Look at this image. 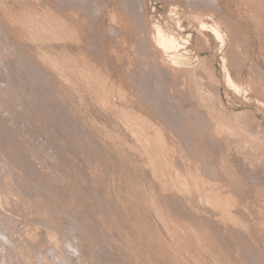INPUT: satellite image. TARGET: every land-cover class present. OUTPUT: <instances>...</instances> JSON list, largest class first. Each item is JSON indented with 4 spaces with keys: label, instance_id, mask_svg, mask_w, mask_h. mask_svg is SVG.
I'll list each match as a JSON object with an SVG mask.
<instances>
[{
    "label": "rangeland",
    "instance_id": "rangeland-1",
    "mask_svg": "<svg viewBox=\"0 0 264 264\" xmlns=\"http://www.w3.org/2000/svg\"><path fill=\"white\" fill-rule=\"evenodd\" d=\"M67 1L0 0V264H264V0Z\"/></svg>",
    "mask_w": 264,
    "mask_h": 264
},
{
    "label": "bare ground",
    "instance_id": "bare-ground-1",
    "mask_svg": "<svg viewBox=\"0 0 264 264\" xmlns=\"http://www.w3.org/2000/svg\"><path fill=\"white\" fill-rule=\"evenodd\" d=\"M69 1V0H68ZM67 1V2H68ZM92 1V0H91ZM101 1H103V0H101ZM106 1V0H105ZM200 1V0H199ZM95 2V1H94ZM89 3H90V1H89ZM96 3V2H95ZM67 5V4H66ZM73 5H74V3H73ZM83 5V4H82ZM85 5V4H84ZM93 5V4H92ZM98 5V4H97ZM212 5V4H211ZM70 6V5H69ZM95 8V7H94ZM100 8V7H99ZM102 8V7H101ZM70 9V8H69ZM83 9V8H82ZM105 9V8H104ZM76 11V10H75ZM108 11V10H107ZM94 14V13H93ZM207 14V13H206ZM72 15V14H71ZM91 16V15H90ZM89 16V17H90ZM206 16V15H205ZM92 20V19H91ZM97 22V21H96ZM201 22V21H200ZM98 24V23H97ZM108 26V25H107ZM204 26V25H203ZM216 27V26H215ZM99 28V27H98ZM204 28V27H203ZM212 30H213V28H212ZM216 30H218V29H216ZM215 30V32H218V31H216ZM160 31V30H159ZM218 34H219V32H218ZM221 36V35H220ZM158 43H159V45L161 46V47H163L165 50H168V51H170L169 49H171L174 53H170L171 55H170V57H172V58H176L177 57V49H178V47H179V42L177 41V39L174 37V36H170V35H167V34H164L162 31L161 32H159V35H158ZM223 47V46H222ZM6 48V47H5ZM167 51V52H168ZM0 52H1V50H0ZM6 52V51H5ZM9 52V51H8ZM18 52H20V50L18 51ZM4 53V52H3ZM2 53V54H3ZM10 53V52H9ZM8 54V53H7ZM6 54V55H7ZM187 54V53H186ZM3 55H5V54H3ZM3 55L1 56L0 55V57H2V58H5V57H3ZM168 55V54H167ZM182 55H184V54H182ZM166 56V55H165ZM8 57V56H7ZM149 58V59H148ZM147 59L148 60H150L151 58L150 57H148ZM157 58V57H156ZM189 58V57H188ZM29 59V58H28ZM170 59V58H169ZM2 60V59H1ZM0 60V61H1ZM4 60V59H3ZM152 60H155V62L157 63V61H156V59H154V58H152L151 59V61ZM161 60V59H160ZM159 61V60H158ZM24 62V61H23ZM27 62V61H26ZM153 62V61H152ZM160 62V61H159ZM158 62V64L159 65H161V63H159ZM184 62V61H183ZM188 62V61H187ZM2 63H4V61L2 62ZM177 63V62H176ZM157 64V66H158V69H159V65ZM3 66H4V64H2ZM173 65H174V63H173ZM177 65V64H176ZM2 66V67H3ZM162 66V65H161ZM5 67V66H4ZM33 67V66H32ZM6 68V67H5ZM30 68V67H29ZM7 69V68H6ZM31 69V68H30ZM154 69V68H153ZM1 70V69H0ZM155 70H157V69H154V71ZM162 70V69H161ZM29 71V70H28ZM37 71H39L40 72V70H37ZM35 72V71H34ZM157 72V71H156ZM33 73V72H32ZM35 74V73H34ZM15 76V75H14ZM29 76H30V74H29ZM32 76V75H31ZM142 76V75H141ZM16 77V76H15ZM15 77H11L10 79H11V82H9L10 83V86L8 85V89H10L11 90V83H12V80H14L15 79ZM153 77H155V76H153ZM160 77V76H159ZM190 77V76H189ZM17 79V78H16ZM15 79V80H16ZM28 79H30V78H28ZM144 79V78H143ZM147 79V78H146ZM145 79V80H146ZM150 79V78H149ZM152 79H154V78H152ZM196 79V78H195ZM38 80V79H37ZM155 80V79H154ZM167 80V79H166ZM1 81V80H0ZM41 81V80H40ZM45 81V80H44ZM61 81V80H60ZM153 81V80H152ZM162 81V80H161ZM160 81V82H161ZM168 81V80H167ZM178 81V80H177ZM193 81V80H192ZM198 81V80H197ZM35 82V81H34ZM150 82H151V80H150ZM228 82V81H227ZM0 83H2V82H0ZM9 83H7V84H9ZM17 83V82H16ZM16 83H14L15 85H16ZM30 83V82H29ZM146 83V82H145ZM41 84H43V83H41ZM143 84V83H142ZM151 84V83H150ZM158 84V83H157ZM160 84V83H159ZM158 84V85H159ZM183 84V83H182ZM6 85V84H5ZM29 86V85H28ZM41 86V85H40ZM146 86V85H145ZM153 86V85H152ZM157 86V85H156ZM186 86V85H185ZM4 87V86H3ZM22 87V86H21ZM37 87V86H36ZM158 87V86H157ZM173 87H174V85H173ZM183 87H184V85H183ZM13 88V87H12ZM16 88H18V87H16ZM164 88V87H163ZM3 89H5V88H2L1 87V90H0V105L1 106H5V107H10V109L12 108L10 105L11 104H9V101H8V98L7 97H5L4 98V94L5 93H7V94H9V95H13L14 93H9V92H4V90ZM6 89H7V85H6ZM5 89V90H6ZM14 89V88H13ZM21 89V88H20ZM32 89V88H31ZM38 89V88H37ZM41 89V88H40ZM157 89V88H156ZM162 89V88H161ZM189 90V89H188ZM163 91V90H162ZM161 91V92H162ZM182 91V89L180 90V92ZM30 92V91H29ZM160 92V91H159ZM160 92V93H161ZM46 93H47V91H46ZM158 93V92H157ZM165 93V92H164ZM184 93V92H183ZM7 94L5 95V96H7ZM30 94V93H29ZM168 94V93H167ZM50 95V94H49ZM48 95V96H49ZM145 95H147V94H145ZM152 95V94H151ZM162 95V94H161ZM174 95V94H173ZM172 95V96H173ZM16 96V95H15ZM26 96H28V95H26ZM33 96V95H32ZM46 96H47V94H46ZM45 96V97H46ZM158 96V95H157ZM171 96V97H172ZM191 96V95H190ZM42 97V96H41ZM52 96H50V97H48V98H51ZM154 97V96H153ZM159 97H160V95H159ZM20 98H21V96H20ZM25 98V97H24ZM162 98V97H161ZM163 98H165V95H164V97ZM183 98H184V96H183ZM186 98H187V96H186ZM15 99V98H14ZM43 99V98H42ZM158 99V98H157ZM194 99V98H193ZM46 100H48V99H46ZM160 100V99H159ZM182 100V99H181ZM197 100V99H196ZM40 101V100H39ZM44 101V100H43ZM155 101V100H154ZM163 101H166V99L165 100H163ZM162 101V102H163ZM190 101V100H189ZM41 102H42V100H41ZM41 102H39L40 104H41ZM50 102V101H49ZM193 102V101H192ZM29 103V102H28ZM186 103V102H185ZM47 104V103H46ZM182 104H183V102H182ZM32 105V104H31ZM34 105V104H33ZM44 105H45V101H44ZM166 105H168V104H166ZM36 106V105H35ZM49 106H51V105H49ZM46 107V106H45ZM164 107H165V105H164ZM166 107H168V106H166ZM165 107V108H166ZM179 107V106H178ZM48 108V107H47ZM49 108H51V107H49ZM162 108V107H161ZM189 108V107H188ZM187 108V109H188ZM8 109V108H7ZM61 109V108H60ZM170 109V108H169ZM193 109V108H192ZM6 110V109H5ZM49 110V109H48ZM172 110V112H173V109H171ZM191 110V109H190ZM36 111V110H35ZM184 111H185V108H184ZM4 112V111H3ZM175 112H177V111H175ZM178 113H180V112H178ZM195 113H196V111H195ZM197 113H199V112H197ZM200 113H202V112H200ZM185 114V113H184ZM188 114H190L189 112H188ZM19 115V114H18ZM174 115V114H173ZM205 115V114H204ZM210 116V115H209ZM2 117V116H1ZM16 117V116H15ZM26 117V116H25ZM24 117V118H25ZM165 117V116H164ZM199 117H200V115H199ZM204 117V116H203ZM207 119V118H206ZM83 120V119H82ZM186 121H187V119H185ZM203 120V119H202ZM52 121V120H51ZM212 121V120H211ZM187 122H189V121H187ZM206 121H205V119H204V124H207V123H205ZM26 123V122H25ZM52 123V122H51ZM59 123V122H58ZM15 124V123H14ZM55 124V123H54ZM194 125V124H193ZM196 125H197V122H196ZM52 126V125H51ZM54 126V125H53ZM59 126V125H58ZM87 126V125H86ZM193 127V126H192ZM60 128V127H59ZM181 128H183V127H181ZM206 128V127H205ZM8 130H10V129H8ZM61 130V129H60ZM194 130H195V128H194ZM209 130V129H208ZM67 132V131H66ZM90 132H91V130H90ZM71 133V132H70ZM182 133V132H181ZM184 133H185V129H184V131H183V135H184ZM201 133V132H200ZM210 133V132H209ZM13 134V133H12ZM197 134V133H196ZM212 134V133H211ZM2 135V134H1ZM204 135V134H203ZM8 136V135H7ZM6 136V137H7ZM90 136V135H89ZM182 136V135H181ZM184 137H186V136H184ZM5 138V137H4ZM2 139V138H1ZM10 139V138H9ZM16 139V138H15ZM201 139V138H200ZM214 139V138H213ZM3 140V139H2ZM21 140V139H20ZM17 141V140H16ZM189 141V140H188ZM190 141H191V139H190ZM189 141V142H190ZM192 141H193V139H192ZM2 142V141H1ZM45 142V141H44ZM99 142V141H98ZM57 143V142H56ZM55 143V144H56ZM193 144H194V142H192ZM192 143H190V144H192ZM16 145V144H15ZM88 145H89V143H88ZM217 145H218V143H217ZM23 146V145H22ZM192 146V145H191ZM104 147V146H103ZM17 150H18V148H16ZM63 149V148H62ZM214 149H215V147H214ZM213 149V150H214ZM3 151V150H2ZM8 152V151H7ZM10 152H11V150H10ZM9 152V153H10ZM16 152H18V151H16ZM15 153V152H14ZM19 153V152H18ZM60 153V152H59ZM88 153V152H87ZM17 154V153H16ZM22 154V153H21ZM7 155V154H6ZM11 155V154H10ZM24 158V157H23ZM4 160V159H3ZM6 160V159H5ZM17 160V159H16ZM18 160H19V158H18ZM17 160V161H18ZM27 160H28V158H27ZM16 161V162H17ZM31 161V160H30ZM22 162V161H21ZM1 163V162H0ZM13 163V162H12ZM85 164V163H84ZM16 166V165H15ZM18 166V165H17ZM20 166V165H19ZM13 168H14V166H13ZM13 168L11 169V170H13ZM2 169V168H1ZM16 169V168H15ZM20 169V168H19ZM212 169V168H211ZM6 170V169H5ZM15 171V170H14ZM208 173V172H207ZM211 173V172H210ZM3 174H5V173H3ZM40 174V173H39ZM26 175V174H25ZM0 176H1V174H0ZM20 176V175H19ZM23 177V176H22ZM26 177V176H25ZM16 179V178H15ZM25 181H26V179H25ZM24 181V182H25ZM111 181V180H110ZM17 182V181H16ZM2 183V182H1ZM5 185V184H4ZM50 185V184H49ZM110 185V184H109ZM12 188V187H11ZM17 188V187H16ZM43 188V187H42ZM109 188V187H108ZM3 190V189H2ZM9 190V189H8ZM14 190V189H13ZM28 190V189H27ZM48 190V189H47ZM42 192V191H41ZM10 194V193H9ZM28 194V193H27ZM104 194V193H103ZM35 195V194H34ZM44 196V195H43ZM31 198V197H30ZM34 198V197H33ZM29 200V199H28ZM12 201V200H11ZM16 201V200H15ZM26 201V200H25ZM10 202V201H9ZM11 204H12V202H10ZM26 203V202H25ZM31 203V202H30ZM59 203V202H58ZM19 204V203H18ZM13 205V204H12ZM23 205V204H22ZM33 205V204H32ZM51 205V204H50ZM6 206V205H5ZM103 206V205H102ZM14 207V206H13ZM16 208V207H15ZM37 208V207H36ZM20 209V208H19ZM44 210V209H43ZM50 210V209H49ZM58 210V209H57ZM45 211V210H44ZM55 212H56V210H55ZM57 213V212H56ZM99 213V212H98ZM28 215V214H27ZM105 215V214H104ZM40 216V215H39ZM14 217H15V215H14ZM8 219V218H7ZM52 219V218H51ZM10 220H11V218H10ZM41 221V220H40ZM9 222V221H8ZM73 222V221H72ZM75 223V222H74ZM15 224V223H14ZM73 224V223H72ZM74 226V225H73ZM51 227V226H50ZM64 227V226H63ZM62 227V228H63ZM108 227V226H107ZM24 228V227H23ZM71 228V227H70ZM33 229V228H32ZM64 229V228H63ZM67 229V228H66ZM69 229V228H68ZM104 229V228H103ZM60 230V229H59ZM79 230V229H78ZM101 230V229H100ZM69 231V230H68ZM102 231V230H101ZM6 232H7V230H6ZM27 232V231H26ZM111 232V231H110ZM37 233H39V231L37 232ZM60 233V232H59ZM103 233V232H102ZM112 233V232H111ZM41 234H42V232H41ZM63 234V233H62ZM101 234V233H100ZM106 234V233H105ZM119 235V234H118ZM25 236V235H24ZM97 236V235H96ZM104 236V235H103ZM107 236V235H106ZM17 237V236H16ZM62 237V236H61ZM76 237V236H75ZM114 237V236H113ZM73 238V237H72ZM74 239V238H73ZM121 239V238H120ZM66 240V239H65ZM115 240V239H114ZM2 241V240H1ZM106 241V240H105ZM75 242V241H74ZM40 243V242H39ZM73 243V242H72ZM108 243V242H107ZM85 244H86V242H85ZM29 245V244H28ZM38 245V244H37ZM50 245V244H49ZM69 245V244H68ZM118 245V244H117ZM70 246H72V245H70ZM103 246V245H102ZM113 246V245H112ZM26 247V246H25ZM36 247V246H35ZM93 247V246H92ZM120 247V246H119ZM54 248V247H53ZM102 248V247H101ZM52 249V248H51ZM66 249V248H65ZM123 249V248H122ZM77 250V249H76ZM75 250V251H76ZM113 250V249H112ZM66 251V250H65ZM74 251V250H73ZM72 251V252H73ZM50 252V251H49ZM48 252V253H49ZM77 252V251H76ZM103 252V251H102ZM123 252V251H122ZM126 252V251H125ZM68 253V252H67ZM119 253V252H118ZM44 254V253H43ZM54 254V253H53ZM73 254V253H72ZM76 254V253H75ZM103 254V253H102ZM115 254H116V251H115ZM52 255V254H51ZM70 255V254H69ZM9 256V255H8ZM17 256V255H16ZM66 256V255H65ZM105 256V255H104ZM54 257V256H53ZM56 259V258H55ZM118 259V258H117ZM132 259V258H131ZM16 260V259H15ZM14 260V261H15ZM117 261V260H116ZM38 262V261H37ZM61 262V261H60ZM112 262V261H111ZM130 262V261H129ZM45 263V262H44ZM123 263V262H122ZM16 264V263H15ZM18 264V263H17ZM59 264H61V263H59ZM133 264V263H132Z\"/></svg>",
    "mask_w": 264,
    "mask_h": 264
}]
</instances>
